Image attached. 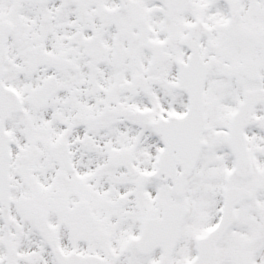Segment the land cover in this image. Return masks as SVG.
<instances>
[{
  "label": "snow or ice",
  "instance_id": "1",
  "mask_svg": "<svg viewBox=\"0 0 264 264\" xmlns=\"http://www.w3.org/2000/svg\"><path fill=\"white\" fill-rule=\"evenodd\" d=\"M0 264H264V0H0Z\"/></svg>",
  "mask_w": 264,
  "mask_h": 264
}]
</instances>
